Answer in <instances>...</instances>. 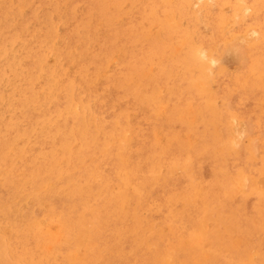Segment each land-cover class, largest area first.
<instances>
[{"label": "rangeland", "instance_id": "obj_1", "mask_svg": "<svg viewBox=\"0 0 264 264\" xmlns=\"http://www.w3.org/2000/svg\"><path fill=\"white\" fill-rule=\"evenodd\" d=\"M263 126L264 0H0V264H263Z\"/></svg>", "mask_w": 264, "mask_h": 264}, {"label": "bare ground", "instance_id": "obj_2", "mask_svg": "<svg viewBox=\"0 0 264 264\" xmlns=\"http://www.w3.org/2000/svg\"><path fill=\"white\" fill-rule=\"evenodd\" d=\"M179 1H180V0H179ZM197 1H198V0H197ZM228 1H229V0H228ZM255 1H256V0H255ZM192 2H193V1H192ZM220 2H221V1H220ZM230 2H231V1H230ZM237 3H239V2H237ZM259 3H260V2H259ZM181 5H182V3H181ZM195 5H197V3H196ZM198 5H199V4H198ZM193 6H194V5H193ZM199 6H200V5H199ZM226 6H228V5H226ZM230 7H231V6H230ZM258 8H259V7H258ZM190 9H191V8H190ZM208 9H209V8H208ZM181 10H182V9H181ZM191 10H192V9H191ZM193 11H194V10H193ZM238 12H239V11H238ZM172 13H175V12H172ZM227 15H228V14H227ZM237 16H239V15H237ZM237 16H236V17H237ZM246 18H247V17H246ZM235 19H236V18H235ZM246 20H247V19H246ZM97 22H98V21H97ZM57 25H58V24H57ZM197 26H198V25H197ZM256 26H257V25H256ZM188 29H189V28H188ZM79 31H80V30H79ZM247 33H248V32H247ZM87 34H88V33H87ZM245 38H246V37H245ZM200 39H201V38H200ZM195 40H196V39H195ZM64 41H65V40H64ZM89 41H90V40H89ZM226 42H227V41H226ZM251 42H252V40H251ZM30 45H31V44H30ZM29 47H30V46H29ZM44 48H45V47H44ZM74 48H75V47H74ZM19 49H20V48H19ZM29 49H30V48H29ZM121 50H122V49H121ZM16 51H17V50H16ZM66 53H67V52H66ZM252 53H253V52H252ZM45 54H46V53H45ZM49 54H50V53H49ZM73 54H74V53H73ZM86 54H87V53H86ZM36 55H37V54H36ZM64 55H65V54H64ZM77 55H78V54H77ZM57 56H58V55H57ZM200 56L205 57V53L202 51V52L200 53ZM207 56H208V55H207ZM202 57H201V58H202ZM80 58H81V56H80ZM204 59H205V58H204ZM208 59H210V58H208ZM51 61H52V60H51ZM62 61H63V60H62ZM72 61H73V60H72ZM65 62H66V61H65ZM3 66H4V65H3ZM202 66H203V65H202ZM22 67H23V66H22ZM69 67H70V66H69ZM33 68H34V67H33ZM57 69H58V68H57ZM51 70H52V69H51ZM221 70H222V69H221ZM5 71H6V70H5ZM102 72H103V71H102ZM96 73H97V72H96ZM238 73H239V72H238ZM47 75H48V74H47ZM56 75H57V74H56ZM239 75H240V74H239ZM249 75H250V74H249ZM25 76H26V75H25ZM66 77H67V76H66ZM218 77H219V76H218ZM258 77H259V76H258ZM24 78H25V77H24ZM70 78H71V77H70ZM241 78H242V77H241ZM248 78H249V77H248ZM21 79H22V78H21ZM223 79H224V78H223ZM26 80H27V78H26ZM244 80H245V79H244ZM23 81H24V80H23ZM67 81H68V80H67ZM48 82H49V81H48ZM99 82H100V81H99ZM247 82H248V81H247ZM31 83H32V82H31ZM24 84H25V83H24ZM79 84H80V83H79ZM21 85H22V84H21ZM25 85H26V84H25ZM105 85H106V84H105ZM114 85H115V84H114ZM227 85H228V84H227ZM239 85H240V84H239ZM26 86H28V85H26ZM81 86H82V85H81ZM87 86H88V83H87ZM240 86H241V85H240ZM256 86H257V85H256ZM88 87H89V86H88ZM116 87H117V86H116ZM244 87H245V86H244ZM227 88H228V87H227ZM95 89H96V88H95ZM22 90H23V89H22ZM88 90H89V89H88ZM245 90H246V89H245ZM104 91H105V90H104ZM230 92H231V91H230ZM215 93H216V92H215ZM244 93H245V92H244ZM252 93H254V92H252ZM25 94H26V93H25ZM108 94H109V93H108ZM108 94H107V95H108ZM121 94H122V93H121ZM223 95H224V94H223ZM249 95H250V94H249ZM62 97H63V96H62ZM63 99H64V98H63ZM63 99H62V100H63ZM76 103H77V102H76ZM40 107H41V106H40ZM56 107H57V106H56ZM108 107H109V106H108ZM89 108H90V107H89ZM100 108H101V106H100ZM252 109H253V108H252ZM39 110H40V109H39ZM45 111H46V110H45ZM224 111H225V110H224ZM224 111H222V112H224ZM227 112H228V111H227ZM232 112H233V111H232ZM260 112H261V111H260ZM11 113H12V112H11ZM108 113H109V112H108ZM221 114H222V113H221ZM221 114H220V115H221ZM230 114H231V113H230ZM135 115H136V114H135ZM228 115H229V114H228ZM231 115H232V114H231ZM234 115H235V113L233 114V116H234ZM260 115H261V114H260ZM237 116H238V115H237ZM254 116H255V115H254ZM36 117H38V116H36ZM149 117H150V116H149ZM234 119H235V118H234ZM234 119H232L233 122H234ZM241 119H242V118H241ZM248 119H249V118H248ZM259 119H260V118H259ZM69 120H70V119H69ZM256 120H257V119H256ZM239 122H240V121H238V123H239ZM94 123H95V122H94ZM226 123H227V122H226ZM228 123H229V122H228ZM228 123H227V124H224V125H228ZM235 123H236V122H235ZM258 123H259V122H258ZM44 124H45V123H44ZM240 124H241V122H240ZM247 124H248V122H247ZM56 125H57V124H56ZM69 125H70V124H69ZM241 125H242V124H241ZM244 125H245V124H244ZM222 126H223V125H222ZM227 127H228V126H227ZM229 127H230V126H229ZM246 127H247V126H246ZM263 127H264V126H263ZM248 128H249V127H248ZM72 129H73V128H72ZM220 129H221V128H220ZM233 130H234V128H233ZM98 131H99V130H98ZM214 131H215V130H214ZM230 131H232V130H230ZM234 131H235V130H234ZM245 131H246V130H245ZM249 131H250V128H249ZM247 132H248V131H247ZM231 134H232V133H231ZM246 134H247V133H246ZM219 135H220V134H219ZM239 135H240V134H239ZM213 136H214V135H213ZM80 138H81V137H80ZM76 139H77V138H76ZM250 141H251V140H250ZM137 142H138V141H137ZM46 145H47V144H46ZM55 150H56V149H55ZM232 150H233V149H232ZM33 151H34V150H33ZM228 151H229V150H228ZM230 151H231V150H230ZM263 151H264V150H263ZM35 153H36V152H35ZM229 153H230V152H229ZM121 154H122V153H121ZM237 155H238V154H237ZM235 157H236V156H235ZM247 160H248V159H246V161H247ZM213 161H214V160H213ZM210 162H212V160H211ZM236 162H237V160H236ZM233 163H234V161H233ZM204 164H205V163H204ZM234 164H235V163H234ZM189 165H190V164H189ZM193 165H194V164H193ZM194 168H195V167H194ZM196 168H197V167H196ZM201 168H202V167H201ZM198 169H199V168H198ZM191 170H192V168H191ZM195 170H196V169H195ZM201 170H202V169H201ZM234 170H235V169H234ZM188 171H189V170H188ZM213 171H214V170H213ZM261 171H262V170H261ZM210 172H211V170H210ZM241 172H242V171H241ZM261 173H262V172H261ZM135 174H136V173H135ZM190 174H191V173H190ZM200 174H201V173H200ZM263 174H264V173H263ZM148 175H149V174H148ZM194 175H195V174H194ZM212 175H213V173H212ZM216 175H217V174H216ZM239 175H240V174H239ZM239 175H238V176H239ZM134 176H135V175H134ZM149 176H150V179H151V176H152V175H149ZM196 176H200V178H201V175H198V173L196 174ZM196 176H195V178H196ZM245 176H246V175H245ZM261 176H263V175H261ZM145 177H146V176H145ZM215 177H216V176H215ZM239 177H240V179L242 178L241 176H239ZM243 177H244V174H243ZM197 178H198V177H197ZM202 178H203V176H202ZM212 178H213V176H212ZM234 178L236 179V177H234ZM235 179H234V181H235ZM245 179H246V178H245ZM252 179H253V178H252ZM190 180H191V179H190ZM192 180H194V179H192ZM200 180H202V179H200ZM206 180H207V179H206ZM259 180H260V179H258L257 182H258ZM262 180H263V183H261V186L264 185V178H262ZM262 180H260V181L262 182ZM196 181H197V180H196ZM203 181H204V180H203ZM236 181H237V180H236ZM236 181H235V182H236ZM242 181H243V180H242ZM245 181H246V180H245ZM187 182H188V180H187ZM207 182H208V181H207ZM240 182H241V181H240ZM250 182H251V180H250ZM151 183H152V182H151ZM157 183H158V182H157ZM189 183H190V182H189ZM196 183H197V184H200L201 182H200V183H199V182H196ZM251 183H252V182H251ZM259 183H260V182H259ZM192 184H193V183H192ZM194 184H195V182H194ZM239 184H240V183H239ZM253 184H256V183H253ZM262 184H263V185H262ZM129 185H130V184H129ZM187 185H188V183H187ZM206 185H208V184H206ZM257 185H258V184H257ZM257 185H256V186H257ZM26 186H27V185H26ZM200 186H201V185H200ZM238 186H239V185H238ZM238 186H237V187H238ZM189 187H190V185H189ZM204 187H205V186H204ZM249 187H250V186H249ZM252 187H253V186H252ZM137 188H138V186H137ZM192 188H193V186H192L190 189H192ZM207 188H208V187H207ZM209 188H211V186H209ZM209 188H208V189H209ZM258 188H259V185H258ZM263 188H264V187H263ZM244 189H245V188H244ZM250 189H252V188H249V190H250ZM255 189H256V188H255ZM233 190H234V188H233ZM235 190H237V189L235 188ZM249 190H248V191H249ZM257 190H259V189H257ZM207 191H208V190H207ZM244 191H245V190H244ZM250 191H251V190H250ZM252 191H253V190H252ZM263 191H264V190H263ZM190 192H191V190H190ZM223 192H225V191H223ZM235 192L237 193V191H235ZM235 192H234V193H235ZM205 193H206V192H205ZM205 193H204V194H205ZM246 193H247V192H246ZM254 193H255V192H254ZM260 193H262V192L260 191ZM260 193H259V195H257L256 193H255V194H256V196L259 197V196H260ZM206 194H209V193H206ZM223 194L225 195L226 193H223ZM228 194H229V192H228L226 195H228ZM231 194H232V193H231ZM262 194H264V192H263ZM262 194H261V195H262ZM3 195H4V194H3ZM180 195H181V194H180ZM234 195H235V194H233V196H234ZM236 195H237V194H236ZM248 195H249V194H248ZM248 195H245L244 197H246V196H248ZM251 195H252V194H251ZM253 195H254V194H253ZM68 196H69V195H68ZM233 196H232V197H233ZM237 196H238V195H237ZM237 196H235V198H236ZM242 196H243V195H242ZM249 196H250V195H249ZM254 196H255V195H254ZM226 197H227V196H226ZM226 197L224 196V198H226ZM228 197H229V196H228ZM232 197H230V198H231L230 200L233 199ZM78 198H79V197H78ZM222 198H223V197H222ZM224 198H223V199H224ZM196 199H197V198H196ZM263 199H264V196H263ZM75 200H76V199H75ZM225 200L229 201V198H228V199H225ZM240 200H242V199H239V201H240ZM244 200H245V199H244ZM260 200H261V199H260ZM221 201H222V200H221ZM255 201H256V200H255ZM263 201H264V200H263ZM263 201H261V202H263ZM212 202H213V201H212ZM216 202H218V201H216ZM229 202H230V201H229ZM242 202H243V201H242ZM224 203H225V202H224ZM224 203H223V205H225ZM125 204H126V203H125ZM216 204H217V203H216ZM219 204H220V203H219ZM241 204H243V203H241ZM244 204H245V203H244ZM244 204H243V205H244ZM256 204H257V203H256ZM258 204H259V203H258ZM258 204H257V205H258ZM84 205H85V204H84ZM221 205H222V204H221ZM238 205H239V203H238ZM252 205H253V204H252ZM207 206H208V205H207ZM213 206H214V204H213ZM229 206H230V204H229ZM254 206H255V205H254ZM252 207H253V206H252ZM258 207H259V206H258ZM225 208H226V207H225ZM238 208H239V207H238ZM256 208H257V206H256ZM262 208H263V207H262ZM262 208H261V209H262ZM206 209H208V208H206ZM243 209H244V208H243ZM253 209H254V208H253ZM253 209H252V210H253ZM259 209H260V208H259ZM261 209H260V210H261ZM189 210H190V209H189ZM197 210H198V209H197ZM210 210H211V208H210ZM238 210H239V209H238ZM67 211H68V210H67ZM86 211H87V210H86ZM160 211H161V210H160ZM205 211H206V210H205ZM208 211H209V210H208ZM211 211H212V210H211ZM211 211H210V212H211ZM241 211H243V213L246 212V210H241ZM253 211H254V210H253ZM185 212H186V211H185ZM194 212H195V211H193V213H194ZM183 213H184V212H183ZM195 213H196V212H195ZM222 213H223V212H222ZM236 213H237V212H236ZM256 213H257V212H256ZM261 213H262V212H261ZM157 214H158V213H157ZM186 214H188V212H187ZM223 214H224V213H223ZM237 214H238V213H237ZM239 214H241V213H239ZM151 215H152V214H151ZM182 215H183V214H182ZM188 215H189V214H188ZM203 215H204V214H203ZM224 215H225V214H224ZM248 215H249V214H248ZM250 215H251V214H250ZM258 215H259V214H258ZM191 216H192V214H191ZM225 216H226V215H225ZM233 216H234V215H233ZM233 216H232V217H233ZM240 216H241V215H240ZM251 216H252V215H251ZM199 217H200V216H199ZM201 217H202V216H201ZM208 217H209V216H208ZM211 217H212V216H211ZM235 217H236V216H235ZM241 217H242V216H241ZM243 217H245V216H243ZM263 217H264V216H263ZM181 218H182V217H181ZM191 218H192V217H191ZM191 218H190V219H191ZM219 218H220V217H219ZM225 218H226V217H225ZM225 218H224V219H225ZM237 218H239V217H237ZM252 218H253V217H252ZM190 219H189V220H190ZM197 219H198V216H197ZM199 219H200V218H199ZM205 219H206V222H207V216H206V214H205V216H204V222H205ZM215 219H216V218H215ZM226 219H227V218H226ZM229 219H231V218H229ZM229 219H228V220H229ZM244 219H245L244 221H246V217H245ZM186 220H187V219H186ZM194 220H196V219H194ZM211 220H212V218H211ZM213 220H214V219H213ZM219 220H220V219H219ZM219 220L216 219L215 221H216V222L218 221V222L220 223ZM237 220H238V219H237ZM215 221H214V222H215ZM230 221H231V220H230ZM250 221H251V220H250ZM252 221H253V220H252ZM185 222H187V221H185ZM208 222H209V221H208ZM208 222H207V223H208ZM235 222H238V221H236V219H235ZM255 222H256V221H255ZM259 222H260V221H259ZM135 223H136V222H135ZM245 223H248V222H245ZM189 224H190V223H189ZM194 224H195V223H194ZM202 224H203L202 226H204L205 223H202ZM222 224H223V223H222ZM229 224H230V223H229ZM236 224H237V223H236ZM239 224H240V222H239ZM239 224H238V225H239ZM249 224H250V223H249ZM259 224H260V223H259ZM259 224H258V225H259ZM51 225H52V224H51ZM190 225H191V224H190ZM190 225H189V226H190ZM192 225H193V224H192ZM223 225H224V224H223ZM225 225H226V224H225ZM238 225H237V226H238ZM250 225H253V224H250ZM46 226H47V225H46ZM56 226H57V225H56ZM195 226H196V225H195ZM200 226H201V225H200ZM202 226H201V227H202ZM233 226H234V225H233ZM233 226H232V227H233ZM235 226H236V225H235ZM240 226H241V225H240ZM247 226H248V224H247ZM247 226H246V225L243 226V227H242L243 230H244V227H247ZM254 226H255V225H254ZM263 226H264V225H263ZM182 227H183V226H182ZM192 227H193V226H191V228H192ZM205 227H206V224H205ZM213 227H214V226H213ZM216 227H217V226H216ZM225 227H226V226H225ZM259 227L261 228L262 226H259ZM198 228H199V227H198ZM198 228L196 227V230H197ZM206 228H207V227H206ZM218 228H219V225H218L217 229L213 230V231H215V233H214L215 235H216V230H217V231L219 230ZM222 228H223V227H222ZM226 228H227V227H226ZM229 228H230V227H229ZM227 229H228V228H227ZM227 229H226V230H227ZM247 229H248V228H247ZM254 229H256V228H254ZM257 229H258V228H257ZM261 229H262V231H264L263 228H261ZM185 230H186V229H185ZM200 230H201V229H200ZM202 230H203V229H202ZM211 230H212V229H210V232H211ZM229 230H231V229H229ZM232 230H233V229H232ZM234 230H235V229H234ZM240 230H241V228H240ZM240 230H239V232H240ZM189 231H190V230H189ZM191 231H193V230L191 229ZM191 231H190V232H191ZM206 231H207V230H206ZM206 231H204V233H205ZM250 231H251V230H249L248 232H250ZM254 231H255V230H254ZM185 232H186V231H185ZM194 232H195V230H194ZM196 232H197V231H196ZM200 232H201V231H200ZM200 232H199V233H200ZM219 232H220V231H219ZM225 232H227V231H225ZM255 232H256V231H255ZM217 233H218V232H217ZM220 233H221V232H220ZM230 233H232V232H230ZM234 233L236 234L235 231H234ZM234 233H233L232 235H234ZM237 233H238V232H237ZM251 233H252V232H251ZM251 233H248V234L251 235ZM262 233H263V232H262ZM132 234H133V233H132ZM208 234H209V233H208ZM239 234H240V233H239ZM242 234H243V233H242ZM248 234H247V235H248ZM263 234H264V233H263ZM187 235H188V238H189V234H187ZM190 235H191V234H190ZM205 235H206V234H205ZM212 235H213V234H212ZM218 235H219V234H218ZM228 235H229V234H228ZM228 235H227V238L230 236V235H229V236H228ZM232 235H231V236H232ZM237 235H238V234H237ZM249 235H248L247 237H249ZM257 235H258V234H256V236H257ZM216 236H217V235H216ZM219 236H220V235H219ZM231 236H230V237H231ZM242 236H243V235H242ZM258 236H259V235H258ZM207 237H208V235H207ZM213 237H215V236L213 235ZM222 237H223V236H222ZM230 237H229V239H230ZM232 237H234V236H232ZM253 237H254V236H253ZM262 237H263V235H262ZM191 238H192V237H191ZM217 238H218V237H217ZM219 238H220V237H219ZM219 238H218V239H219ZM240 238H241V237H240ZM249 238H250V237H249ZM249 238H248V239H249ZM212 239H213V238H212ZM234 239H235V238H234ZM251 239H252V238H251ZM186 240H187V239H186ZM223 240H224V238H223ZM223 240H221V241H223ZM225 240H226V239H225ZM230 240H231V239H230ZM230 240H229V241H230ZM240 240H241V239H240ZM245 240H247V239L245 238ZM245 240H244V241H245ZM249 240H250V239H249ZM249 240H248V242H249ZM190 241H191V240H190ZM234 241H236V240H234ZM259 241H261V240H259ZM194 242H195V241H194ZM205 242H206V241H205ZM213 242H214V241H213ZM226 242H228V240H226ZM226 242H224V243H226ZM130 243H131V242H130ZM190 243H191V242H190ZM215 243H216V242H215ZM222 243H223V242H222ZM222 243H221V244H222ZM224 243H223V244H224ZM228 243H229V242H228ZM230 243H231V242H230ZM249 243H250V242H249ZM256 243H257V242H256ZM131 244H133V243H131ZM213 244H214V243H213ZM213 244H212V246H213ZM234 244H235V242H234ZM243 244H244V243H243ZM226 245L228 246V244H226ZM245 245H246V244H245ZM180 246H181V245H180ZM180 246H179V247H180ZM181 247H183V246H181ZM202 247H203V246H202ZM222 247H223V246H222ZM224 247H225V244H224ZM243 247H245V246H243ZM246 247H247V246H246ZM176 248H177V247H176ZM176 248H175V249H176ZM238 248H239V247H238ZM232 250H233V251H236V250H234L233 248H232ZM243 250H245V248H244ZM243 250H242V251H243ZM13 251H14V250H13ZM215 251H216V249H215ZM218 251H219V250H218ZM238 251H239V250H238ZM240 251H241V249H240ZM168 252H169V251H168ZM221 252H222V251H221ZM221 252H220V254H222ZM252 252H253V251H252ZM14 253H15V252H14ZM100 253H101V252H100ZM197 253H198V252H197ZM215 253H216V252H215ZM218 253H219V252H218ZM241 253H243V252H241ZM255 253H256V252H254V255H255ZM235 254H236V253H235ZM235 254H234V256H235ZM222 255H223V254H222ZM225 255H226V253H225ZM227 255H228V254H227ZM230 255H232V254H230ZM230 255H229V257H230ZM241 255H242V254H241ZM261 255H262V253H261ZM163 256H164V255H163ZM197 256L199 257L200 255L197 254ZM202 256H203V255H202ZM205 256H206V255H205ZM234 256L232 255L233 259H234ZM263 256H264V254L262 255V257H263ZM117 257H118V256H117ZM198 257H197V258H198ZM203 257H204V256H203ZM218 257H219V254H218L217 258H218ZM226 257H227V256H226ZM226 257H225V258H226ZM229 257H228V258H229ZM232 257H231L230 259H232ZM212 258H213V257H212ZM244 258H245V257H244ZM66 259H67V258H66ZM69 259H70V258H69ZM116 259H118V258H116ZM145 259H146V258H145ZM210 259H211V258H210ZM213 259L216 260V258H213ZM213 259H211V260H213ZM223 259H224V258H223ZM252 259H253V258H252ZM107 260H108V259H107ZM111 260H112V259H111ZM199 260H201V259H199ZM225 260H228V259L226 258ZM225 260H224V261H225ZM66 261H67V260H66ZM216 261H218V260H216ZM219 261H221V260H219ZM222 261H223V260H222ZM228 261H229V260H228ZM228 261H227V262H228ZM64 262H65V261H64ZM67 262H69V260H68ZM227 262H225V263L228 264ZM92 263H93V262H92ZM187 263H188V262H187ZM221 263H222V262H221ZM247 263H249V262L247 261ZM90 264H91V263H90ZM188 264H189V263H188ZM230 264H231V263H230ZM263 264H264V263H263Z\"/></svg>", "mask_w": 264, "mask_h": 264}]
</instances>
